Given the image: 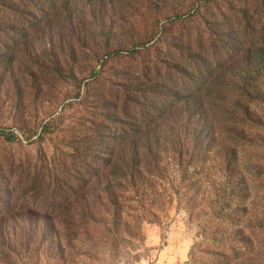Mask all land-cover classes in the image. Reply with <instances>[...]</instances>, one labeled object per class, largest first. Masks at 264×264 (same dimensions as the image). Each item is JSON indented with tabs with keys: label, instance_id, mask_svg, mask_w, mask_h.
<instances>
[{
	"label": "rangeland",
	"instance_id": "rangeland-1",
	"mask_svg": "<svg viewBox=\"0 0 264 264\" xmlns=\"http://www.w3.org/2000/svg\"><path fill=\"white\" fill-rule=\"evenodd\" d=\"M82 1L78 3L83 5ZM231 1L155 3L150 11L144 12L140 27L131 31L117 24L119 30L109 38H94L97 35L91 33L78 36L71 30L53 38L50 28L40 32L20 31L25 33L21 38L11 32V25L19 22L18 12L0 8V29H5L0 31V129L15 131L17 135L12 140L0 135V264H264L261 100L249 104L258 118L251 113L246 122L231 123L243 127L241 135L236 130L234 135L215 138L207 132L202 134L189 163L178 165L166 157L158 169L147 168L144 183L135 186L107 184L106 173H101L84 192L68 202L54 195L57 186L30 187L29 172L45 154L52 156L62 149L64 136L57 132L65 129L71 136L68 130L75 127L73 120L80 115V109L74 106L67 110L43 144L45 153L40 144L27 141L19 128L24 121L41 125L50 113L59 114L63 110L60 104L49 108L47 100L36 97L20 103L19 80L29 71L20 66L22 62L35 57L30 69L38 70L41 65L38 61L50 58L52 53L73 56L71 45L85 39L109 42L107 48L111 52H121L130 50L136 41L214 37L206 23L210 20L218 26L223 11L234 15L227 8ZM233 1L242 4L241 0ZM82 9L73 13V17L82 15ZM22 10L23 18L28 20V9ZM120 11L107 12L108 20ZM128 11L131 24L133 10L129 7ZM250 11L251 17L255 15V9ZM232 22L223 25L224 29ZM88 25L92 26L91 21L83 22L84 27ZM232 27L238 29L235 24ZM216 28L221 31V26ZM151 32L159 36L135 38L139 33ZM77 48L73 53L83 55ZM105 56L108 54L96 61L81 59L80 82L90 77L93 66L100 69L109 62L105 66L108 75L128 65L126 61L108 60ZM71 88L70 80L60 76L56 88L49 92L56 95ZM212 142L214 146L207 152ZM64 151L69 152L67 148Z\"/></svg>",
	"mask_w": 264,
	"mask_h": 264
},
{
	"label": "trees",
	"instance_id": "trees-1",
	"mask_svg": "<svg viewBox=\"0 0 264 264\" xmlns=\"http://www.w3.org/2000/svg\"><path fill=\"white\" fill-rule=\"evenodd\" d=\"M83 1L81 5L78 0H0V8L18 12L19 22L11 25V32L21 38L25 33L20 31L40 32L44 28L51 29L53 38L64 36L69 30L78 36L91 33L97 35L94 38H109L119 30L117 24L132 31L143 24L144 12L155 3H167ZM241 2L232 0L227 4L234 15L223 11L218 26L210 20L206 23L214 37L136 41L130 50L121 52H111L107 48L109 42L85 39L71 45L73 56L52 53L50 58L38 61V70L30 69L35 57L22 62L20 66L30 72L19 80L20 103L36 97L47 100L49 108L63 106L61 113H50L41 125L34 121L20 123L27 141L40 144L45 153L43 144L67 110L74 106L80 109V115L73 120L75 127L68 130L71 136L65 129L57 132L64 136L62 149L52 156L45 154L40 164L30 169V187L57 186L54 195L68 202L84 192L101 173H106L107 184L140 185L146 179L147 168L158 169L166 157L182 166L192 161L195 145L206 132L211 138L234 135L233 130L241 135L243 127L231 123L246 122L251 113L258 118L249 104L256 100L264 102V0ZM251 3L257 6L252 8ZM23 7L28 9V20L24 19ZM129 7L134 16L131 24L127 18ZM79 9L83 10L82 15L73 17ZM118 9L122 11L108 20L107 12ZM250 9L256 10L252 17ZM86 20L93 27H84ZM111 21L114 23H107ZM230 21L233 22L224 29L223 25ZM233 24L238 29H233ZM140 35L135 38L159 36L154 32ZM75 46L83 55L73 53ZM106 54L108 60L126 61L127 67L105 75L109 62L100 69L93 66L90 77L80 82L81 59L96 61ZM60 76L70 80L72 88L55 95L49 90L56 88ZM0 135L9 140L17 137L15 131L3 129ZM213 146L212 142L206 151ZM65 148L69 152L64 153ZM104 192L109 194L111 190Z\"/></svg>",
	"mask_w": 264,
	"mask_h": 264
}]
</instances>
